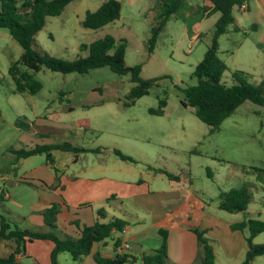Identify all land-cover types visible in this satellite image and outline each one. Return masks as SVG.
<instances>
[{
	"label": "rangeland",
	"instance_id": "rangeland-1",
	"mask_svg": "<svg viewBox=\"0 0 264 264\" xmlns=\"http://www.w3.org/2000/svg\"><path fill=\"white\" fill-rule=\"evenodd\" d=\"M103 1L73 0L60 15L46 17L44 26L35 36L36 49L72 61L88 54L80 48L81 44L111 35L116 40H125L127 66L140 65L143 79L163 78L150 87L149 94L126 107L123 101L127 100L132 86L129 74L115 73L107 66L84 74H62L45 67L32 71L22 66L42 88L33 95L14 94L8 67L11 61L19 59L21 47L8 30L0 28V172L8 178L0 181V185L12 193L11 200L29 202L37 196L34 188L25 191V185H10L12 179L39 177L48 182L56 173L47 165L44 154L16 162L9 150L29 149L35 143L62 142L83 148L116 147L134 158L136 168L148 167L145 161L149 159L158 164L175 165L181 158L185 171L191 172L196 190L206 189L207 182L208 188L214 191L213 200L221 191L242 185L243 182L233 176L226 178L231 174L242 175L255 194L260 184L251 168L264 169V107L246 100L210 133V127L194 115L193 108L184 107L180 102L181 89L194 83L190 75L203 57L219 12L201 16V6H209L208 0H183L158 34L153 52L149 53L146 41L154 18L155 0H119L118 20L98 29L84 28L81 21L86 11H94ZM260 2L264 4V0ZM233 16L240 30L233 31L230 24L231 31L218 38V56L227 66L221 82L235 83L232 75L239 70L247 82L259 85L264 78V19L256 0L249 1V11L244 13L234 8ZM193 34L201 35L192 39ZM262 88L264 92V85ZM159 95L166 96L164 115L149 114L148 109L157 106ZM17 116L30 120V127L20 128L16 124ZM158 141L172 149L161 147L162 156L158 155L155 151ZM51 152L54 167L60 172L81 170L104 161L102 154L92 152L78 153L77 157L72 151ZM207 171L212 173L211 177L207 176ZM8 206L14 208L12 204ZM62 254L59 264H79L72 261L68 253Z\"/></svg>",
	"mask_w": 264,
	"mask_h": 264
},
{
	"label": "trees",
	"instance_id": "trees-1",
	"mask_svg": "<svg viewBox=\"0 0 264 264\" xmlns=\"http://www.w3.org/2000/svg\"><path fill=\"white\" fill-rule=\"evenodd\" d=\"M73 0H0V28H5L11 37L20 45L21 54L19 59L11 61L8 73L14 83V93L33 95L37 93L42 84L35 80L22 66L38 71L45 67L54 72L62 74L78 73L84 74L92 69L107 66L111 71L118 74H129L131 88L127 93L124 106H131L137 99L149 94L150 87L163 77L143 79L140 76V65L127 66L125 64L126 42L123 39L116 40L111 35H105L89 44H81L82 50H87L86 56H78L72 61L52 57L47 53L36 49L35 36L45 24L46 17L58 16L67 4ZM209 6H201L210 15L219 12L220 16L209 32V43L201 60L195 65L190 77L194 83L181 89L183 98L180 100L184 107L193 108L194 115L204 124L210 127V133L216 131L220 124L244 101L248 100L256 105L264 107V78L259 85H253L245 80L241 71L233 72L235 83L226 85L221 82L223 72L227 66L218 56V38L230 32L228 29L233 24V31H239L233 16L234 8L239 10L241 6L247 7L250 0H208ZM20 2V3H19ZM183 0H155L154 18L150 27V35L146 41L147 51L153 52L158 34L164 28L167 20L175 14ZM121 12L119 0H104L94 11H86L81 24L86 29H98L108 23L118 20ZM147 12L144 13V15ZM256 24H252L255 27ZM247 36V33H244ZM166 95V94H165ZM159 95L156 107H150L148 113L161 116L167 105L166 96ZM16 124L20 128L27 129L31 121L25 116H18ZM106 148L101 146L95 148H83L69 142L53 145L37 144L29 149L12 150L16 160L24 159L32 155L44 154L48 165L54 169V158L52 150L72 151L77 157L78 153H99ZM111 152L121 160L135 162L134 158L125 154L117 148ZM76 159V158H75ZM163 172L162 170H158ZM251 171L259 178L264 176L263 168H251ZM171 176L170 174H167ZM56 181L58 178L56 176ZM111 199V198H109ZM108 199V200H109ZM252 199V191L248 184H242L238 188H231L220 192L213 200L217 207L228 213L244 212ZM60 205L56 202L45 208L41 214L44 228L29 229L21 228L12 224L9 211L0 212V242H11L6 256L0 257V264H16V255L23 251L26 242L34 240H48L52 243L49 254L50 264H59L57 256L66 252L74 260L88 255L94 243L106 238H113V255L102 256L94 254L96 264H129L134 257L125 251H118L122 239L119 235L126 222L118 217H112L107 222H100L106 217L103 207L96 211L97 220L92 225H84L80 229V235H59L56 230V217ZM248 227L249 235L246 238V253L241 264H250L256 256L264 255V242L253 243L252 238L264 231V221L248 219L230 226V230H242ZM187 228L196 235L199 247L198 264H214V252L210 240L205 237V231L198 226L188 225ZM161 244L158 248L141 256L142 264H168L167 235L165 229H160Z\"/></svg>",
	"mask_w": 264,
	"mask_h": 264
},
{
	"label": "crops",
	"instance_id": "crops-1",
	"mask_svg": "<svg viewBox=\"0 0 264 264\" xmlns=\"http://www.w3.org/2000/svg\"><path fill=\"white\" fill-rule=\"evenodd\" d=\"M256 3L259 6V14L264 19V4L260 0H256ZM198 8L200 9V6ZM207 11L201 9V16H208ZM246 11H249V2L242 10L243 13ZM200 35L193 34L191 38L197 39ZM37 144L39 143H35L34 146ZM101 147L106 149L96 154H102L104 161L94 166L67 172H60L55 167L57 172L48 182L39 177L24 176L17 178L16 181L12 179L10 185L21 184L25 185V191L32 188L37 191L35 199L29 202L14 198L11 200L12 193L9 194L5 191L4 185H0L2 212L9 211L13 225L29 229L44 228L41 212L56 202L60 205L56 217L57 232L78 237L84 225H92L97 220L96 211L103 207L106 217L100 219V222H107L112 217L121 218L126 222L124 233L119 235L122 242L129 245L124 251L134 257L133 262L129 264H142L141 256L160 246V229L168 232V264H198L197 238L187 228L188 225L198 226L205 231V237L210 240L215 256L214 264L242 263L249 230L248 227H244L242 230L232 231L230 226L248 219L264 221V176L258 179L255 174L260 189H255V194L252 193L247 209L244 212L228 213L214 203L211 197L214 196V191L208 188L207 182L206 189L200 187L196 190L191 172L189 169L185 171L181 158L175 165L158 164L149 159L145 161L149 164L148 167L136 168L133 162L116 157L111 152L112 147ZM161 147L172 149L158 141L155 151L161 156ZM14 161L17 162L15 155ZM206 173L207 176H212L211 172ZM232 176L238 179V182L245 183L242 179L244 177L240 174H231L226 178ZM7 179V176L0 172V181ZM8 204H12L14 208ZM252 242L263 243L264 231L255 235ZM10 244L11 242H0V257L7 255ZM51 248L52 243L48 240L26 242L23 251L16 255V264H50ZM62 253L64 252L57 256L58 263ZM96 253L112 256L113 238L94 243L90 253L80 259L74 260L70 255L69 257L79 264H96L93 258ZM250 264H264V255L256 256Z\"/></svg>",
	"mask_w": 264,
	"mask_h": 264
},
{
	"label": "built area",
	"instance_id": "built-area-1",
	"mask_svg": "<svg viewBox=\"0 0 264 264\" xmlns=\"http://www.w3.org/2000/svg\"><path fill=\"white\" fill-rule=\"evenodd\" d=\"M245 7L244 6H241L239 8V10H244ZM124 233V229L122 230V232L120 234H123ZM129 247V245L126 243V242H122L121 245L117 248L118 251H124L126 250L127 248Z\"/></svg>",
	"mask_w": 264,
	"mask_h": 264
}]
</instances>
